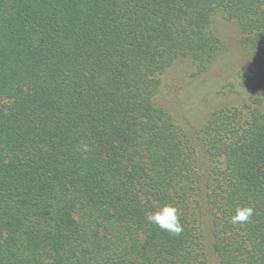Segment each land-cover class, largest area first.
<instances>
[{
    "label": "trees",
    "instance_id": "obj_1",
    "mask_svg": "<svg viewBox=\"0 0 264 264\" xmlns=\"http://www.w3.org/2000/svg\"><path fill=\"white\" fill-rule=\"evenodd\" d=\"M217 13L264 46V0H0V264H264V61L200 130L155 102Z\"/></svg>",
    "mask_w": 264,
    "mask_h": 264
},
{
    "label": "rangeland",
    "instance_id": "obj_2",
    "mask_svg": "<svg viewBox=\"0 0 264 264\" xmlns=\"http://www.w3.org/2000/svg\"><path fill=\"white\" fill-rule=\"evenodd\" d=\"M211 30L221 40V49L204 71L198 73L185 59L176 61L160 76L155 102L187 131L200 130L220 109L250 103L245 82H251L253 72L264 61V46L244 47L239 26L221 13L212 18ZM259 109L264 112V102Z\"/></svg>",
    "mask_w": 264,
    "mask_h": 264
},
{
    "label": "clouds",
    "instance_id": "obj_3",
    "mask_svg": "<svg viewBox=\"0 0 264 264\" xmlns=\"http://www.w3.org/2000/svg\"><path fill=\"white\" fill-rule=\"evenodd\" d=\"M83 150L87 151V146H84ZM253 214L254 209L252 207H237L235 209V215L231 218V222L233 224L237 222H248ZM146 218L149 223H154L161 229L175 235H179L182 232L183 226L180 223L177 209L171 205H165L159 211L147 213Z\"/></svg>",
    "mask_w": 264,
    "mask_h": 264
}]
</instances>
